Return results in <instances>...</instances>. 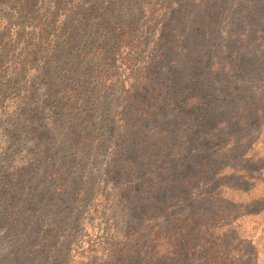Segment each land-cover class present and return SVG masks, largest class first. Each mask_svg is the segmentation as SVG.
<instances>
[{"label":"rangeland","instance_id":"obj_1","mask_svg":"<svg viewBox=\"0 0 264 264\" xmlns=\"http://www.w3.org/2000/svg\"><path fill=\"white\" fill-rule=\"evenodd\" d=\"M263 124L264 0H0V264H124L137 231L192 228L200 192L264 197ZM259 210L232 227L264 253Z\"/></svg>","mask_w":264,"mask_h":264},{"label":"trees","instance_id":"obj_2","mask_svg":"<svg viewBox=\"0 0 264 264\" xmlns=\"http://www.w3.org/2000/svg\"><path fill=\"white\" fill-rule=\"evenodd\" d=\"M25 2L28 3L29 0H20L21 4ZM168 17L169 14L167 18ZM127 29L129 28L125 24L118 34L121 36L119 37L121 50H127L128 47L126 46L131 43L129 35L132 32ZM169 32H172V29H170ZM123 36H125L126 39H123ZM106 47L107 45L104 44L101 50L103 51ZM107 65V58H104L100 65V67H102L100 68L101 74H103ZM132 75L133 74H130L128 69L124 70V84L129 86L131 91L137 88V84L134 83L137 80H135ZM110 77L113 79V77L116 76L110 72ZM101 84L103 85V90L105 88V79L102 80ZM116 93L117 91L114 90L115 95ZM214 129L216 130V127H212L210 132ZM223 138L224 135L222 134V139ZM218 145L216 152L222 148L224 149L232 146L230 143H227L228 146H224L223 144V146ZM212 149L214 151V146ZM216 160H219L217 156ZM258 162L261 166L258 174L261 178H264V157L259 159ZM224 170L225 168L219 170L221 177L224 176ZM224 177L233 179L232 176L228 177V175ZM248 179L252 182L253 186L257 185L259 181V178L252 175L248 176ZM158 183L160 182L155 179H149L146 184L148 190L143 193L147 198L143 201L141 196H138V203L148 205L146 203L152 201L151 196L154 191L158 189L157 192H159V188H157ZM172 183L173 188L181 187V189H194L193 187L196 189L199 186V184H195L192 179H187V177H183L181 181H179V179L173 180ZM223 183H225V181ZM222 184L216 185L212 193L205 194L200 192L199 195L202 196L200 202L198 201L199 198L191 199L192 204L196 202L197 206L200 205L198 212H196V224L191 225L192 228L187 229L185 225H182L180 231H176V233L172 232L169 236H163L159 231L154 233L151 232V239L149 241L152 242V249H145V251H138L135 248L142 239L138 238L141 234L137 231L136 234L132 236L134 238V244L126 246L121 245L120 251H117L116 257L118 259H116V263L126 259L124 264H135L134 260H137V264H172L175 258L178 257L179 264H261L260 257L261 255L264 256V253L259 252V249L256 247V236L248 237L247 235L249 234L244 235V233L241 232L240 225L235 231L232 226L237 222L241 223L240 221L250 216L256 215V213L252 214L246 212L247 207L253 206L255 209L260 207L258 213L263 214L261 212L264 211V197H258L257 199L253 198L249 204L237 202L239 198L236 200L235 196L238 189H233L228 182H226V186ZM226 193L228 197L224 196ZM230 193L232 195H229ZM166 207H169V205ZM161 210H163V207H159V202H156L146 208V213H149L148 216L150 217H156ZM202 210L205 211V216L199 214ZM148 216H146L147 220ZM185 229L188 232L186 235H184ZM130 248H132L131 252L129 250ZM168 250L169 254H166ZM173 255L176 257H173Z\"/></svg>","mask_w":264,"mask_h":264}]
</instances>
